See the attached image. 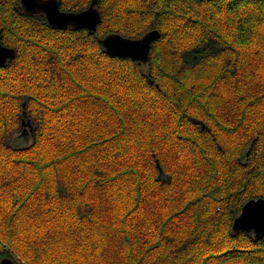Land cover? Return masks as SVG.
Listing matches in <instances>:
<instances>
[{
    "label": "trees",
    "instance_id": "trees-1",
    "mask_svg": "<svg viewBox=\"0 0 264 264\" xmlns=\"http://www.w3.org/2000/svg\"><path fill=\"white\" fill-rule=\"evenodd\" d=\"M97 8L91 32L0 0V263L264 264L233 229L264 198V0ZM153 29L146 64L100 43Z\"/></svg>",
    "mask_w": 264,
    "mask_h": 264
},
{
    "label": "water",
    "instance_id": "water-1",
    "mask_svg": "<svg viewBox=\"0 0 264 264\" xmlns=\"http://www.w3.org/2000/svg\"><path fill=\"white\" fill-rule=\"evenodd\" d=\"M100 0H92L90 6L81 12H64L61 10L58 0H22L23 8L32 14L44 13L48 23L58 29L75 27L95 32L102 21V16L97 6ZM0 31V67L14 58L16 51L4 46ZM161 38V32L153 29L141 38L131 39L119 33H112L100 40L106 53L114 58H126L139 61L143 64L149 62L153 43ZM31 126V122H23V126ZM234 232L245 231L253 233L256 239L264 237V198L248 201L235 219ZM0 264H14L10 258L1 261Z\"/></svg>",
    "mask_w": 264,
    "mask_h": 264
},
{
    "label": "rangeland",
    "instance_id": "rangeland-1",
    "mask_svg": "<svg viewBox=\"0 0 264 264\" xmlns=\"http://www.w3.org/2000/svg\"><path fill=\"white\" fill-rule=\"evenodd\" d=\"M28 121H30V119H29V120H26V119H25V120H24L25 124H26V122H28ZM28 127H30V125H28Z\"/></svg>",
    "mask_w": 264,
    "mask_h": 264
},
{
    "label": "bare ground",
    "instance_id": "bare-ground-1",
    "mask_svg": "<svg viewBox=\"0 0 264 264\" xmlns=\"http://www.w3.org/2000/svg\"><path fill=\"white\" fill-rule=\"evenodd\" d=\"M4 259H6V258H4ZM4 259H3V260H4ZM11 260H12V259H11ZM12 261H13V260H12Z\"/></svg>",
    "mask_w": 264,
    "mask_h": 264
}]
</instances>
